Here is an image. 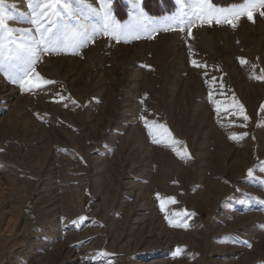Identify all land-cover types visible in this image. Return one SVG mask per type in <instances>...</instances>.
Masks as SVG:
<instances>
[{"label":"rangeland","instance_id":"374dc122","mask_svg":"<svg viewBox=\"0 0 264 264\" xmlns=\"http://www.w3.org/2000/svg\"><path fill=\"white\" fill-rule=\"evenodd\" d=\"M149 1L109 0L110 15L162 28L193 11ZM5 3L35 36L25 0ZM70 4L94 39L39 55L53 83L29 92L0 73V264H264V16L117 42Z\"/></svg>","mask_w":264,"mask_h":264},{"label":"snow or ice","instance_id":"6c2138e0","mask_svg":"<svg viewBox=\"0 0 264 264\" xmlns=\"http://www.w3.org/2000/svg\"><path fill=\"white\" fill-rule=\"evenodd\" d=\"M25 2L28 12L26 14L21 13V15H26L27 22L34 26L35 36L32 35L30 29L17 30L9 27L8 22L16 19L10 14L15 9V5H6L5 0H0V73L6 74L10 82L18 84L22 90L33 92L44 85L53 83V81L45 80L34 72V65L41 53H56L68 48L77 50L86 46L88 40L94 39V37H88L86 32L81 31L79 13L73 10L70 0H25ZM96 2L100 5L98 9L92 8L91 5H83V0H81L82 6L87 7L93 15L99 17L101 21L100 31L106 36L114 37L117 42H120L121 39L127 42V37L137 31L138 28L156 32L177 29L183 31L185 27H188L190 33V27H194L197 21L201 25L205 23L211 25L213 21L216 24L226 23L235 28L239 19L244 16L254 22V15L257 10L261 16H264V0H243L240 7L228 10L214 9L208 0H177L178 4L191 2L193 9L191 15L184 13L175 16L164 22L167 26L158 28L155 22L149 21L143 13H140V24L121 26L116 24L110 15L109 0H96ZM63 15H67L69 18L76 17V22L71 29L57 26V18ZM18 31L20 34L17 37ZM132 38L138 39L139 37L133 35ZM73 54H78V52L74 51ZM192 63L193 66H199L195 60ZM241 63L244 64L246 61L241 60ZM255 78L264 79V76ZM240 112L243 113L242 106ZM244 119L247 120V116H244ZM145 126L148 127L147 121H145ZM164 131L167 130L164 129ZM149 135H152L151 128H149ZM230 138L238 139L236 136ZM251 174L250 170L249 175ZM157 198L160 199L159 195ZM168 202L174 203L175 201L168 198ZM161 210H164L163 205ZM180 252L181 249L178 248L176 255H179Z\"/></svg>","mask_w":264,"mask_h":264},{"label":"trees","instance_id":"16d2710c","mask_svg":"<svg viewBox=\"0 0 264 264\" xmlns=\"http://www.w3.org/2000/svg\"><path fill=\"white\" fill-rule=\"evenodd\" d=\"M118 8L120 7V4L116 5ZM173 7V1L171 0H150L149 1V8L146 6L145 4V8L146 9H150L151 11L154 12H163V13H170V9ZM119 9H117L118 11ZM120 15H118V17L120 19L125 20L126 16H125V12L122 10L120 11ZM123 17V18H122ZM121 21V20H120Z\"/></svg>","mask_w":264,"mask_h":264}]
</instances>
